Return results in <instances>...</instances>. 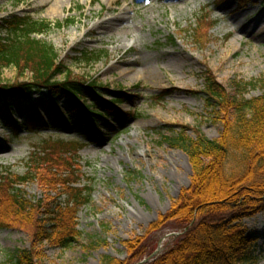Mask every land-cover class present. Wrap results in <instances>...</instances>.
Instances as JSON below:
<instances>
[{"label": "rangeland", "instance_id": "1", "mask_svg": "<svg viewBox=\"0 0 264 264\" xmlns=\"http://www.w3.org/2000/svg\"><path fill=\"white\" fill-rule=\"evenodd\" d=\"M56 2L59 6L52 10ZM204 14L215 25L211 42L201 49L192 30ZM263 14L264 0L242 7L237 0H0L1 38L9 36L4 21L12 16L46 22L50 31L37 39L54 46L60 64L104 88L99 93L105 101L116 99L119 91L132 97L118 105L121 116L100 123L104 134L96 138L75 125L63 98L56 105L38 93L27 102L0 99V172L21 177L32 156L51 153L48 147L65 153L76 145V158L75 152L70 158L80 170L79 187L90 190V203L78 215L83 235L69 249L34 242L23 229H1L0 264L19 262L27 251L33 254L32 264H103L105 256L126 260L123 242L145 236L191 184L187 155L163 138L185 128L192 138L196 130L210 140L223 134L203 93L204 72L209 68L229 91L235 82L264 77V39L256 38L261 28L245 33L250 20ZM241 17L239 26L233 24ZM97 51H103L102 57L88 63L85 54ZM18 77L14 67L0 70L4 84ZM166 90L172 92L161 98ZM262 93L257 87L245 95L250 99ZM83 97L102 109L93 90L86 89ZM10 120L25 127H7ZM30 122L49 128L40 131ZM230 163L236 168L239 160ZM22 189L36 199L46 194L37 182ZM243 226L257 236L264 264V211L246 218ZM173 230L170 224L156 239L172 246ZM99 240L106 242L97 244Z\"/></svg>", "mask_w": 264, "mask_h": 264}, {"label": "trees", "instance_id": "2", "mask_svg": "<svg viewBox=\"0 0 264 264\" xmlns=\"http://www.w3.org/2000/svg\"><path fill=\"white\" fill-rule=\"evenodd\" d=\"M251 1L237 0L241 7ZM214 25L208 14L202 15L192 30L194 44L205 49L211 42ZM4 26L9 36L0 37V70L14 67L19 77L8 84L0 80L1 100L20 98L27 102L38 93L56 105L63 98L75 125L90 138L104 134L100 123L108 124L121 116L118 105L132 101L122 91L115 94L116 99L103 100L99 91L104 88L60 64L54 46L37 39L50 31L48 23L12 16L4 21ZM170 41L175 42L174 38ZM102 55L103 51L86 53L85 59L90 63ZM203 79V93L214 120L224 126L222 136L210 140L196 130V137L192 138L185 128L163 138L170 147L187 155L193 172L190 187L181 191L171 209L145 236L123 242L126 260L105 256L103 264L139 263L156 250V235L170 224L181 235L173 247L146 264H261L258 238L243 226V221L264 211V77L248 83L235 82L234 91L220 83L209 68ZM257 87L262 89L261 96L246 98L248 90ZM86 89L96 93L102 109L96 103L91 106L85 102ZM170 92L166 90L160 97ZM39 124L41 129L49 128L45 123ZM30 125L38 128V123ZM6 126L24 128L25 124L10 120ZM47 150L51 153L44 151V156H32L21 177L10 170L0 172V230L23 229L34 242L69 249L83 235L78 215L90 203V190L79 187L80 170L76 160L70 158L72 152L76 158V145L73 151L65 153L50 147ZM232 159L239 160L236 168L230 163ZM35 182L46 191L42 199L32 198L22 189ZM63 195L67 197L65 202L60 200ZM105 242L99 240L97 244ZM92 244L90 247L96 246ZM33 258L27 251L19 262L11 261L32 264Z\"/></svg>", "mask_w": 264, "mask_h": 264}, {"label": "bare ground", "instance_id": "3", "mask_svg": "<svg viewBox=\"0 0 264 264\" xmlns=\"http://www.w3.org/2000/svg\"><path fill=\"white\" fill-rule=\"evenodd\" d=\"M58 6H59V4L56 2V3L54 4V6L52 7V10H55V8L58 7ZM225 11H226V8L223 9V12H225ZM246 13H247V12H246ZM247 15H249V13H247V14L244 15L243 17H245V16H247ZM241 19H242V17L239 18V19H238V18H237V19H233V20H232V21H233V24L239 26V25H240L239 23H240ZM257 27H260L261 30H260L259 33L256 34V36H257L256 38L263 40V39H264V14H263L261 17H255V18H252V19L250 20V27H249L248 29L245 30V33H246V34H254V33H255L254 31H255V29H256ZM237 28H238V27H237ZM239 29H241V28H239ZM252 30H253V31H252ZM254 38H255V36H254ZM146 72L149 73V74H152V73L150 72L149 69H147Z\"/></svg>", "mask_w": 264, "mask_h": 264}, {"label": "water", "instance_id": "4", "mask_svg": "<svg viewBox=\"0 0 264 264\" xmlns=\"http://www.w3.org/2000/svg\"><path fill=\"white\" fill-rule=\"evenodd\" d=\"M156 255H157V253H155V254L152 256V258H153L154 256H156ZM150 259H151V258H148V259H146V260L140 262L139 264H145V263H148V262L150 261Z\"/></svg>", "mask_w": 264, "mask_h": 264}]
</instances>
